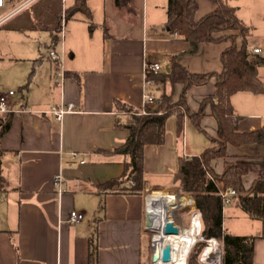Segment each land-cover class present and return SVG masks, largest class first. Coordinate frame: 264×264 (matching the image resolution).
Returning <instances> with one entry per match:
<instances>
[{
	"label": "crops",
	"instance_id": "1",
	"mask_svg": "<svg viewBox=\"0 0 264 264\" xmlns=\"http://www.w3.org/2000/svg\"><path fill=\"white\" fill-rule=\"evenodd\" d=\"M196 2V19L217 3ZM73 3L70 0L65 6L63 0H38L29 6L34 19L28 11L7 19L11 20L6 29L39 28L47 30L48 35L36 41L38 51L34 45L21 54L0 50V92L17 89L19 93L11 96L12 107L32 110L10 113L9 126L0 136V264H146L150 232L146 228L144 194L148 183L155 182L152 198L182 196L174 191L172 186L178 185L171 179L178 156L197 155L213 144L185 114L178 136L176 114L172 113L165 122L164 142L144 146V192L96 190L97 182L116 177L123 170L120 155L103 153L120 145L128 135L123 124L126 114L116 107L114 99L140 108L144 90L155 98L164 88L163 83H145L146 73L151 72L145 64L157 61L165 71L175 59L190 72H219L220 53L229 40L203 42L197 52L187 53L188 43L165 27L167 0H131L128 6H118L115 0H85L87 13L76 11L65 17L68 34L63 47L64 39L61 44L58 32L60 17ZM237 15L248 25L238 9ZM228 33L236 35L239 45L237 31ZM21 38L32 39L27 34ZM246 40L249 50L259 48L258 54L264 56V26L251 31ZM47 42L66 48L61 82L54 76L53 61L44 60L40 52V46ZM258 77L264 82V66L258 68ZM181 87L174 86L172 100L178 98ZM165 89L169 91L170 87L166 85ZM205 97L216 98L213 78L187 89L190 111H196ZM67 102L73 103V110L57 121L49 110ZM230 103L234 114L240 116L239 131L264 126V94L237 91L230 96ZM5 116L0 113V119ZM200 123L208 134H216L209 104ZM72 152L79 157L71 158ZM226 152L225 157L211 161L216 172L228 163L243 160L247 165L242 176L245 188L264 177V142L228 144ZM56 176L60 177L59 184ZM170 191L175 193L171 195ZM169 197L152 202L154 210L162 205L172 210L183 207L182 200ZM227 206L230 219L226 226L222 218V228L231 234L254 235L252 263L264 264L261 221L244 212L234 197L223 206L222 215ZM71 210L81 212L83 218L70 223ZM90 239L96 247L95 263L88 260Z\"/></svg>",
	"mask_w": 264,
	"mask_h": 264
},
{
	"label": "trees",
	"instance_id": "2",
	"mask_svg": "<svg viewBox=\"0 0 264 264\" xmlns=\"http://www.w3.org/2000/svg\"><path fill=\"white\" fill-rule=\"evenodd\" d=\"M131 0H115L118 6H128ZM216 6L205 15L195 18L196 0H167L165 27L167 32L174 34L188 43L187 53H195L203 42H220L229 40V44L221 51L222 64L219 72H190L175 59L168 72H147L145 79L163 83L164 88L155 97L153 105L140 113L118 99H114L116 107L125 112L124 127L128 131L126 139L118 146L103 150L104 155H120L123 170L120 175L95 184L98 192L113 191L121 193L144 192L143 149L146 144L161 145L164 142L165 122L172 113L176 114V134L181 136L183 116L189 117L196 128L205 133L212 145L197 155L178 156L177 168L171 174L181 192L196 195L195 205L200 213V235L203 238L215 237L223 245L222 264H253L254 235H236L222 228L223 204L218 193L219 188L231 186L236 190V204L250 217L261 221L260 236L264 237L263 194L264 177L253 180L248 188L242 183V176L247 172L243 160H235L216 172L211 161L223 158L227 154L228 144L238 146L249 143L264 142V126L253 130L239 131L237 123L239 115H235L230 103V96L237 91H251L264 94V82L258 77V68L264 66V56L249 50L247 36L250 27L242 22L237 15V7L227 0H216ZM82 11L87 13L85 0H74L65 10V17ZM226 31H237L241 42L236 43V35L225 34ZM214 79L216 98L205 97L199 102L196 111H190L186 103V91L192 85H200ZM181 84L176 100H172L173 88ZM170 87L166 91L165 87ZM209 104L210 113L216 121V134L211 136L202 127L200 119L204 107ZM5 114V113H4ZM10 113L0 119V136L8 128ZM3 151L0 149V169ZM2 176L0 171V185ZM88 260H96L95 245L89 242ZM203 240L196 241L189 249L186 264H201L199 254L204 246Z\"/></svg>",
	"mask_w": 264,
	"mask_h": 264
},
{
	"label": "built area",
	"instance_id": "3",
	"mask_svg": "<svg viewBox=\"0 0 264 264\" xmlns=\"http://www.w3.org/2000/svg\"><path fill=\"white\" fill-rule=\"evenodd\" d=\"M38 0H0V8L4 7V6H9V9L0 16V24L5 21L8 17L28 8L29 6H31L33 3H35ZM64 19H65V15L64 12L62 13L61 17H60V28H59V41L62 44L63 41V30H64ZM253 52H259V48L254 47L252 49ZM47 56L50 57L53 61L54 64V76L57 79V82H61L63 80V78L65 77V70L63 67V60H64V50L63 47L61 45V54H59L54 48H51L47 51ZM145 69H147L148 71L157 73L163 70L161 64L157 61H152L150 63H146L145 64ZM146 84L151 83V81L146 80L145 81ZM15 93V90L13 89H8L5 91H1L0 92V113H12L15 111H32L30 108H13L12 107V102H11V96ZM155 102L154 97L149 94L148 92H146L145 90L143 91V95H142V104L140 107V113L144 114L146 113V108L148 106L153 105ZM73 110V103L71 102H67V103H61L56 107L51 108L49 111L55 116V119L57 121H61V118L63 116V114L67 111H71ZM79 154L77 152H72L71 153V158H78ZM80 162H84V159H81ZM55 182L56 183H60V177L56 176L55 177ZM155 182H150L148 183L147 187H146V192L144 194V210H145V219H146V223L149 222L150 223V228L148 229L150 232V250H149V258H150V262L149 264H155L154 263V259H153V235L156 233V230L154 229L155 226H157V222L154 218V216L150 217V218H146V214L150 212V199L152 197H150V195L153 193V189H152V185ZM171 195H173L175 192L174 191H170ZM218 193L221 197V201L223 205L228 204L231 199L236 196V190L231 187V186H227L225 188H219L218 189ZM189 200L191 201L192 205L190 206V208H188V213H189V220H188V225L185 226L183 224V219L182 216L180 215V211L183 208H177L174 210V214L171 217H167L164 220L161 221L160 223V230L163 231V227L165 225V223L167 221H171L173 223L174 226L178 227L179 226H183V227H191L194 220H196V225H197V229L194 232V236L195 239L193 241V243L191 244V246L199 240H203L205 242L200 254H199V261L201 262V264H211V262L209 261V259L212 257V255H214L215 260H216V264H222V254H223V245L221 243L220 240H218L215 237H209V238H203L200 235V227H201V223H200V213L196 208L195 205V200H196V195L194 194H187ZM150 197V198H149ZM154 202V201H152ZM83 218V214L81 212L75 211V210H71L69 212L68 215V221L70 223H75L80 221ZM190 246V248H191ZM163 247V246H162ZM189 251V250H188ZM161 252H162V248L159 251L160 254V258H161ZM162 260V259H161ZM184 264H186V259Z\"/></svg>",
	"mask_w": 264,
	"mask_h": 264
},
{
	"label": "rangeland",
	"instance_id": "4",
	"mask_svg": "<svg viewBox=\"0 0 264 264\" xmlns=\"http://www.w3.org/2000/svg\"><path fill=\"white\" fill-rule=\"evenodd\" d=\"M227 1L230 4L234 5L235 7H237L238 14L245 19V21L247 22L251 31H253V30L259 31L261 28H263V26H264V0H227ZM63 3L65 6H68L70 4V0H63ZM8 9H9V6H7V5L4 7H1L0 8V16L3 15ZM25 11H28L30 13L29 14L30 19H34V15L32 13L31 7H28L24 11H21L20 13L14 15L12 18H14V17L17 18V16L20 17ZM8 18H10V17H8ZM6 20L0 24V50L8 49L9 51H13L14 53L21 54L22 51L24 50V48H29L30 46L32 48V46L34 45V49H36V51H38L37 42L42 41L43 38H45L46 34L48 35L47 30L39 29V28L36 29L37 31L27 30V29H22V30H17V31L13 30L12 31V30L6 29L5 27L9 24V20H11V19H9L7 21ZM66 20L68 22V19H66ZM67 30H68V23H67V25H64L63 47H65V44H66V37L68 34ZM25 34H27V36L30 38L32 37V39L30 41L29 40L23 41V38H21V36L25 35ZM38 35L40 37L37 38ZM48 43L49 42H47V44H45V45L42 44L40 46V52L43 55V59L47 60V61H49V59H51L50 57L47 56V50L54 48L59 54H61V44L60 43H56L53 46L48 45ZM236 43H238V39L236 40ZM65 49L66 48H64V52L66 51ZM66 53H64L65 58L63 60V67L64 68L66 65L65 62H66V58H67ZM15 91L17 92V94L19 93L17 89ZM172 187L174 188L175 192H178L181 195L189 194V193L181 192L178 186L177 187L172 186ZM179 213L182 216L183 224L185 226H187L188 220H189L188 208L183 207ZM223 218H224L223 223H224V225L227 226V223L230 219L228 217V206H227V208L224 209ZM144 261L146 264L149 263L148 252L145 253V255H144ZM156 262H154V263L158 264Z\"/></svg>",
	"mask_w": 264,
	"mask_h": 264
},
{
	"label": "bare ground",
	"instance_id": "5",
	"mask_svg": "<svg viewBox=\"0 0 264 264\" xmlns=\"http://www.w3.org/2000/svg\"><path fill=\"white\" fill-rule=\"evenodd\" d=\"M169 196L160 195L150 199V213L154 216L157 226L154 227L156 233L153 235V259L154 262L158 264H184L188 250L190 249L191 244L193 243L195 236L194 232L197 229L196 220H194L191 227L179 226V231L175 234H166L160 230V223L167 217H171L174 214V210L170 209L166 205L157 206L154 210L152 207V201H158L161 198H166ZM172 198V201L182 200L183 207L190 208L192 205L191 199L189 200L187 195L169 197ZM165 244L170 246V260L163 261L160 258L159 251ZM214 255L209 259L211 264H216Z\"/></svg>",
	"mask_w": 264,
	"mask_h": 264
},
{
	"label": "water",
	"instance_id": "6",
	"mask_svg": "<svg viewBox=\"0 0 264 264\" xmlns=\"http://www.w3.org/2000/svg\"><path fill=\"white\" fill-rule=\"evenodd\" d=\"M164 70L166 72L169 71V67L165 66ZM152 217V214L149 212L146 214V218H150ZM146 228L149 229L150 228V223L147 222L146 223ZM179 231L178 227L174 226L173 223L171 221H167L163 227V232L166 234H175ZM171 256H170V246L168 244H165L162 247V252H161V259L163 261H168L170 260Z\"/></svg>",
	"mask_w": 264,
	"mask_h": 264
}]
</instances>
